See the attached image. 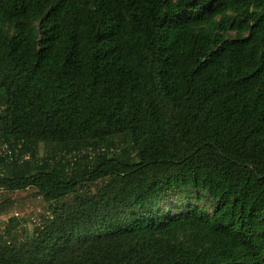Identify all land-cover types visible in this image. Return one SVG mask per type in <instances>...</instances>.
<instances>
[{
  "label": "trees",
  "instance_id": "obj_1",
  "mask_svg": "<svg viewBox=\"0 0 264 264\" xmlns=\"http://www.w3.org/2000/svg\"><path fill=\"white\" fill-rule=\"evenodd\" d=\"M0 139V264H264V0H0Z\"/></svg>",
  "mask_w": 264,
  "mask_h": 264
},
{
  "label": "rangeland",
  "instance_id": "obj_2",
  "mask_svg": "<svg viewBox=\"0 0 264 264\" xmlns=\"http://www.w3.org/2000/svg\"><path fill=\"white\" fill-rule=\"evenodd\" d=\"M230 36H235V34L230 33ZM50 150L55 151L56 149L43 144L39 145L38 157L48 158L50 156L48 160H55L54 152L48 153ZM64 154L67 153L64 152L61 155ZM61 155L57 154L58 160H62L59 158ZM65 157L69 159L68 154ZM62 162L66 163L65 160ZM185 204H187L185 197L169 198L166 204L161 205V208L166 210L168 206L182 207ZM198 205H204L208 212L214 208V203L198 202ZM56 207V203L44 201L35 188L18 192L2 191L0 192V232L4 233L9 228L13 229L14 234L18 236L23 232L32 233L36 227L43 225L47 219L52 217ZM12 219L14 222L11 221Z\"/></svg>",
  "mask_w": 264,
  "mask_h": 264
},
{
  "label": "built area",
  "instance_id": "obj_3",
  "mask_svg": "<svg viewBox=\"0 0 264 264\" xmlns=\"http://www.w3.org/2000/svg\"><path fill=\"white\" fill-rule=\"evenodd\" d=\"M103 153H107L108 150L103 148L101 150ZM95 151L92 148L82 149L79 151H75L72 154H68L69 158H74L75 160L81 159L86 155H89L91 158L95 156ZM67 156V154H64ZM0 158H4L10 162L17 161L19 163H23L24 161L33 160V156L31 152L24 151L23 142H8L0 139ZM0 175H2V171L0 170Z\"/></svg>",
  "mask_w": 264,
  "mask_h": 264
}]
</instances>
